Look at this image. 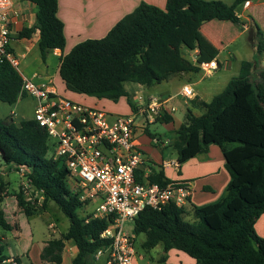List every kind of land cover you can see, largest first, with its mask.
Returning <instances> with one entry per match:
<instances>
[{
    "label": "trees",
    "instance_id": "trees-1",
    "mask_svg": "<svg viewBox=\"0 0 264 264\" xmlns=\"http://www.w3.org/2000/svg\"><path fill=\"white\" fill-rule=\"evenodd\" d=\"M29 1L38 6L36 22L18 35L31 37L39 29L38 46L45 60L49 52L64 51L66 46L58 0ZM245 1L228 5L221 0H168L165 8L142 2L106 36L81 41L63 55L60 76L71 91L115 102L126 97L136 111L126 83L150 87L181 72H198L200 66L187 52L198 47L207 13L218 20L240 23L236 8ZM249 39L254 59L243 60L239 75L211 101L193 99L192 104L204 112L195 115L189 110L180 127L171 131V146L178 153L180 166L192 157L206 155L212 144L221 147L230 173L225 194L207 204H194L192 221L186 218L184 207L172 202L161 209L148 206L133 220L134 233L146 235L144 249L164 245L163 261L170 249L177 248L194 257L196 264H264V237L255 229L264 213V35L257 24L250 27ZM24 96L19 71L10 62L0 61V102L12 105ZM158 118L173 120L167 113ZM49 151L48 133L33 118L19 123L11 116L0 118V226L5 230L18 226L10 222L2 207L3 172L24 167L32 187L43 195L42 205L33 207L25 200L24 190L17 194L25 214L33 215L36 208L44 209L52 200L70 219L61 237L47 241L42 259L60 264L66 241L73 239L77 248L73 264H93L97 250L111 243L101 236L111 220L80 213L84 205L67 182L69 171L49 157ZM143 175L144 170L138 171L139 179ZM147 179L162 187L174 182L163 167L150 172ZM2 257L7 256L0 249ZM16 258L19 264H26L21 256Z\"/></svg>",
    "mask_w": 264,
    "mask_h": 264
},
{
    "label": "built area",
    "instance_id": "built-area-1",
    "mask_svg": "<svg viewBox=\"0 0 264 264\" xmlns=\"http://www.w3.org/2000/svg\"><path fill=\"white\" fill-rule=\"evenodd\" d=\"M249 4V0L244 2L245 6ZM22 12L17 0H0V61L10 62L21 74L24 93L36 101L33 119L48 133L49 157L67 167V182L84 208L92 206L85 214L111 220L101 234L111 243L97 250L93 264H133L136 235L126 223L148 206L161 209L172 202L184 207L191 187L185 181L162 187L148 179H139L138 171L145 158L136 142L139 127L134 113L112 117L105 109L60 94L53 80L37 82L19 69L20 58L14 46L19 33L14 28V18ZM36 31L40 33L39 29ZM201 66L207 71L220 65L214 58ZM181 93L187 97L195 95L189 84L183 86ZM164 108V103L153 97L140 112L153 118ZM15 114L12 112L11 118ZM20 170L26 172L24 167ZM26 186L32 187L28 179ZM0 264H19V261L16 256L2 257Z\"/></svg>",
    "mask_w": 264,
    "mask_h": 264
},
{
    "label": "crops",
    "instance_id": "crops-1",
    "mask_svg": "<svg viewBox=\"0 0 264 264\" xmlns=\"http://www.w3.org/2000/svg\"><path fill=\"white\" fill-rule=\"evenodd\" d=\"M167 1L168 0H58V16L64 23V32L66 36L65 49L64 51H61L57 48L49 52L45 60L41 59L42 66L31 69L27 75L37 82L53 80L58 91L61 92L60 90L62 88L67 97L89 106L105 109L112 115V117L119 115L115 112L118 109V102L107 98H98L95 96L77 93L67 89L66 84L59 73L60 59L79 42L87 39L103 38L106 36L117 22H119L125 15L132 12L142 2L153 4L160 8H165ZM221 1H224L228 5H232L236 0ZM249 1V5L245 6L244 4H241L236 8V13L240 17V23H234L230 20H218L210 13H207V19L199 31L198 47L193 51L187 52V54L190 55V58H188L195 64H198L200 66V70L198 72L178 73V75L181 77L189 74L188 79L191 81L195 74L197 75L204 72L200 79H197L193 83L185 82L182 85H179L177 87V91H173L174 87L170 85H163L165 82H167L166 84H169L173 76L169 80L161 82V89L159 90L151 89V91H146V88H153L155 84L150 87H146L135 82H128L130 83L129 85L126 83L127 90L132 96L134 105L137 108L135 111L130 106V110L128 109L126 115H131L134 113L136 118L139 115H143L145 117V123L139 124L136 122L139 127L137 129L136 142L143 150L145 158V162L141 166V169L144 170L143 177L147 179V176L150 172L159 170L161 167H163L167 177H169L171 180L185 181L189 183L191 187V194L188 197V201L184 205V208L186 210V218L191 221L194 220V204H207L218 200L225 194L227 184L230 180V173L225 166V157L223 151L217 144H212L209 147V151L206 155L192 157L180 166L178 163V153L171 146L173 138L171 131L180 127V125L185 121L186 114L189 110H191L195 115H201L204 112L202 108L192 104L193 99L198 98L199 100L209 102L215 95L219 94L225 89L231 78H228V80L223 82L218 81L215 85L217 88H214L211 85H203L202 89H198L195 88L193 84L201 85L204 82L203 80L205 77H212L218 69L227 68L230 66L231 59L235 58L236 56L234 51L230 50L229 47L237 40V38H239L243 32H249L250 27L255 24L261 28L264 35V0ZM17 2L23 12L21 16L14 18V28L18 33H20L24 27H31L35 24L38 6L29 0H17ZM237 28L242 29L241 32H238ZM39 38L40 33L37 31L34 32L31 37H17V40L14 41V46L19 58H25L31 52L33 47L38 45ZM251 47L255 51L252 45ZM224 51L227 53L224 54ZM214 58L218 60L220 65L219 68L207 71L204 70L199 60ZM242 61L243 60H241V63ZM54 62L55 67L53 66ZM187 84L191 85L195 91V95L192 97L184 96L181 93L183 86ZM178 94L184 98L187 108V110L184 112L183 120L179 121H177L175 115L179 111V106L172 102V100ZM139 95L142 98L139 99ZM25 96L29 95L25 94ZM29 97L34 102L35 108L36 101L32 96ZM153 97L159 98L164 103L165 108L161 111V113H167L168 115L172 116L173 120L171 122L158 120L159 115L152 118L140 112L141 108H147L148 103ZM172 107H175L176 110L171 111ZM157 123L164 124L169 132L165 133L164 136H158L156 133H154L155 137L153 138L147 133L146 129L148 128V130L151 132L150 127ZM148 124H150V127H148ZM143 133L148 134L146 135L147 139H143ZM167 146L173 148L176 151L175 156L172 154L170 156L165 155L163 148H166ZM172 161H175L177 164H170ZM169 168H174L173 174H171ZM89 210L90 209H88V211ZM255 229L260 236L264 237V213L255 223ZM139 235H136V242ZM145 239L146 235L142 241V244ZM158 246H161L163 250L164 245L162 243L157 244L150 250H153ZM0 249H2V253L4 255L7 257L10 256L3 252V246L0 245ZM66 251H75V257L77 248L73 239L66 241L64 252ZM162 255L163 252L161 253V257ZM21 257L26 263L24 256ZM158 260L161 261V264H196V259L194 257L177 248H172L169 250L165 261H163L161 258ZM133 264L153 263L147 259L145 254L137 253Z\"/></svg>",
    "mask_w": 264,
    "mask_h": 264
},
{
    "label": "rangeland",
    "instance_id": "rangeland-1",
    "mask_svg": "<svg viewBox=\"0 0 264 264\" xmlns=\"http://www.w3.org/2000/svg\"><path fill=\"white\" fill-rule=\"evenodd\" d=\"M237 29L238 32H241L242 30L239 28ZM229 49L233 50L236 56L231 59L230 66L218 69L212 77H205L203 80L204 82L201 85L193 84L195 88L202 89L203 85H211L215 88L218 81L223 82L228 80V78L239 75L241 60L254 59L255 57V51L251 47L248 31L243 32ZM226 53L227 52L224 51V54ZM40 57L39 46L35 45L25 58H20L19 69L26 75L31 69L42 66L43 59ZM188 57L190 58V55H188ZM53 66L55 67V62ZM203 73L204 72L197 75L195 74L191 81L188 79L189 74L182 77L177 74L171 78L172 80L169 84H166L167 82H165L163 85H170L174 87L173 91H177L179 85H182L185 82L193 83L197 79H200ZM129 84L130 83L127 82V85ZM151 89H161V83L155 84L153 88H146V91H151ZM60 91V94L66 96L62 88ZM117 102L118 109L115 112L126 115L128 109L130 110V104L128 103L127 98H120ZM172 102L179 106V111L175 114L177 121L183 120L184 112L187 110L184 98L178 94ZM12 112H16V114L13 115V120L16 123L25 119H31L34 116V102L29 96L20 97L19 100L12 105L0 102V118H10ZM136 122L139 124L145 123V117L139 115L136 118ZM148 127H150V124H148ZM150 128L151 132H153V134L156 133L158 136H164L165 133L169 132L167 127L162 123H157ZM143 135V139H147L146 135L148 134L143 133ZM163 151L166 156H170L171 154L173 156L176 155V151L169 146L163 148ZM169 171L173 174L174 168H169ZM3 178L6 183V188L2 207L10 222L18 225L16 226L17 228H14L13 230H5L0 226V245L3 246V252L12 257L24 256L26 264H56L42 259L41 254L45 243H47L48 240L61 237L62 233L69 228L70 219L60 209L56 202L52 200L47 202L46 208H36L33 215L27 216L18 204L17 194L24 190L25 200L33 207L36 205H42L43 195L37 192L33 187L26 186V175L23 171L18 170L17 168H10L4 171ZM91 207L92 206L81 209L80 213L84 214L88 212V209H91ZM126 227L131 230L134 227V222L132 220L128 221ZM144 238L145 234H141L137 238V253L145 254L147 259L153 264H161V261L158 260L161 258V253L163 252L161 246H158L153 250H146L142 246ZM74 252L75 251H63V260L60 264H73ZM137 253L135 257L137 256Z\"/></svg>",
    "mask_w": 264,
    "mask_h": 264
}]
</instances>
